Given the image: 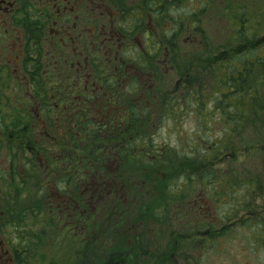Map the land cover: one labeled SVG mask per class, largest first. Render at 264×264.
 <instances>
[{"label":"flooded vegetation","instance_id":"obj_1","mask_svg":"<svg viewBox=\"0 0 264 264\" xmlns=\"http://www.w3.org/2000/svg\"><path fill=\"white\" fill-rule=\"evenodd\" d=\"M184 1L0 0V264L38 263L16 256L1 231L29 228L15 224L24 206L36 228L44 216V228H62L69 240L86 239L85 228H110L112 255L95 264H196L216 246L227 258L239 233L240 256L227 264H264L258 176H244L236 190L228 167L221 200L213 188L207 200L202 192L173 200L151 192L167 180V147L156 141L157 127L188 85L182 43L197 49L203 22L197 7L183 10ZM196 1L209 9L215 0ZM239 19L241 35L250 21ZM256 39L238 51L256 50L257 60L240 66L244 78L243 65L262 68L264 35ZM230 85L226 127L241 136L247 124L233 127ZM224 148L235 152L229 143ZM24 179L37 192L15 193ZM216 200L227 208L220 216ZM100 237L94 236L98 245Z\"/></svg>","mask_w":264,"mask_h":264},{"label":"rangeland","instance_id":"obj_2","mask_svg":"<svg viewBox=\"0 0 264 264\" xmlns=\"http://www.w3.org/2000/svg\"><path fill=\"white\" fill-rule=\"evenodd\" d=\"M210 6L209 9H206L196 0H185L183 4L184 11H188L190 7H197L200 10L199 19L203 21L199 22L200 31L198 34L199 38L197 39V49L193 51L194 48H192L191 43L188 44L184 41L182 43V49L187 52L183 54L180 60L183 70H187V75L190 76L192 64H194L192 63L193 60L202 61L204 57H207V60L212 62V65L215 66V68L213 66L214 69L210 67L207 73L205 71L203 74L207 79L202 81L203 87L200 86V88H198L201 94V96H199L198 105L195 106L185 99L189 98V94H191L189 88L185 86L182 91L179 89L178 93L175 95L177 98L176 109L171 110V112H169L170 114L166 115L165 120L160 126H158L159 122H156L151 128L153 129L157 126V128H161L160 133L162 135H158L156 141L158 142V139H160L161 142L165 141L167 149L176 150L180 154L194 147L199 149L203 148L205 150L211 146L214 147V159L210 160L212 163L211 169L214 173L212 177H210L213 179L212 185L209 187L208 191L207 178L199 179L200 177H195L193 180H186L187 178L184 177V179H182L179 175L178 177L176 176L177 178L174 180H171V182L174 183L173 185L171 184V186L168 185L167 187L163 185L161 189L160 185L154 187L158 189V191H156L157 193H177L190 197V195L202 192V197L207 200V196L209 194L211 195L213 188L215 193H220L215 195L221 200L223 193L225 194L223 188H225L226 185L223 187V178L228 167L230 178L232 177L231 182L236 190H238L240 180L245 178L244 176H258L259 179L261 178L260 183L262 180L264 182V112L259 113L260 117H258V115L256 116L255 113H248L252 114V116H249V120L246 119L247 125L245 128L247 132L241 136H239L237 132H233L235 129H231L230 127H228V129L225 127L223 130V118H220L218 111V108L221 106L217 105V100L215 98L217 94L214 91L217 83L216 80L220 78L223 73V68L220 69V66H223L222 60H227L230 57H226L222 52L228 49L231 52L234 49H240L244 43L249 44L253 41V43H255L257 42L256 38L258 36L264 35V0H228L226 6L223 4V0H215ZM243 17L247 19V24L248 21H250V23L244 29L245 33L243 32V34L240 35L239 18ZM256 22H260V24ZM185 63L188 64L184 66ZM229 69L230 66L228 63L227 76L230 73ZM196 87H199V85H194V88ZM230 90L234 92L233 89L230 88ZM262 91L261 84H259L255 92H258L257 99L260 101L263 99L264 102ZM249 94L250 95L247 96V102L250 97H253L254 92L251 91ZM229 104L231 108L238 106L237 100L235 101L233 98L230 100ZM232 110H234V108H232ZM206 119L212 120L211 123L209 122V129H207L206 121H204ZM203 131H207L206 133H208V136L204 137V141L209 143V147L201 143L200 137ZM228 143L231 146V150L235 151L234 154H232L231 151L228 153V150L223 147V145H227ZM248 172H250V175ZM165 173L167 172L165 171ZM26 179H24L25 182L23 183L18 182L15 193L37 192V190L34 189L35 186L33 185L32 187L31 183L29 181L27 182ZM26 187H28V190H26ZM206 193H208V195H206ZM24 201L25 199L20 198L17 203L24 206ZM218 202L220 201L216 200L214 209L217 215L220 216L227 208L225 205L222 206V203ZM22 209L24 210H22L21 213L17 212L15 214V224H18L17 226L23 225L29 228H1V231L5 233L6 240L10 241V243L13 241L11 246L16 245L19 248L22 247V249L27 252L28 257L35 255L38 261L43 259L40 258L41 256H45L48 261L53 259L56 260L57 264H68L66 258L79 257L77 261L72 264H95V259L100 256L99 254H101L103 245L102 243L98 245L99 243H96L94 236L101 233L99 240L102 242L104 237L103 228H85L84 231L87 232L88 237L86 239L82 237V241L79 240L78 235L75 236V239H73V235H71V242H79L80 250L82 251H87L89 242L91 243L94 241L91 244L94 246L95 250L94 253L92 252L93 255H91V253H89V256H83V253L78 255L76 244H71L67 232L64 233L62 228H44L43 225H45V222L42 221L45 219L44 216L38 219V228H36L35 224L37 223H35L31 215H29L30 209L28 210L26 206ZM237 217H239V215H237ZM9 233H14L11 235L12 237L16 235L13 238L15 240H12ZM239 234L230 239L229 242V250L232 251L233 254L226 258V254L223 250L219 246H216L211 250L210 254L208 253V255L206 254L204 257H200L196 264H227L232 260V257L235 259V257L240 256V243L243 238ZM17 247L14 246L15 249ZM80 250L78 251L80 252ZM29 251L32 253L31 255ZM95 254L97 256H95ZM81 258L82 261H80Z\"/></svg>","mask_w":264,"mask_h":264},{"label":"trees","instance_id":"obj_3","mask_svg":"<svg viewBox=\"0 0 264 264\" xmlns=\"http://www.w3.org/2000/svg\"><path fill=\"white\" fill-rule=\"evenodd\" d=\"M200 31V30H199ZM236 50V49H234ZM232 50L230 57L227 60H222L223 66H220V69L223 68V73L221 75L220 78H218L216 81V87H215V93L217 94V96L215 97L217 100V105H220L221 107L218 108L219 111V116L220 118L222 117V123H223V130L226 127V118L224 117L225 115V105H226V92L228 90V82H230V87L231 89H233L234 92H232V98L237 102H238V106L237 107H232L234 108V110H232V116H231V121L233 122V127L234 128H238L239 127V123L242 120H245L249 118V116H252V114H248V113H255V115L258 117L259 113H263L264 112V102L263 99H261L262 101L257 99V93L255 92L256 88L258 87L259 84H261V89L263 90V97H264V61L261 63L262 68L260 69H256L253 67V65L255 64L254 62H248L251 66V68H247L244 70V66L243 65V72L245 71L246 77L244 78L242 76V73H240V66L243 64V61L245 62V59L249 58L250 60L254 61L257 60L256 57V50L255 48H252L251 50H249L247 52V54H239V49H237L236 51ZM206 51V49H205ZM194 58V57H193ZM192 58V60H193ZM191 60V61H192ZM190 61V62H191ZM204 61V62H203ZM230 66V73L228 74V76L226 75L227 69H228V63ZM194 64H192V70L190 72V76L188 79V85L187 87L189 88V91L191 92L190 97L189 98H185L188 101H190L191 103H193L195 106L198 105L199 102V96H201L200 91H198V88L203 87L202 81H204L205 79H207V77H205L203 74L204 72L207 71L211 68H213L214 65H212V62L207 60V57H204V59L202 61H197V60H193ZM188 63H185L184 66H186ZM245 64V63H244ZM257 64V61H256ZM186 68V67H185ZM215 68V66H214ZM213 68V69H214ZM240 74V75H239ZM187 75V70L183 72V76ZM197 84L199 85V87L194 88V85L197 86ZM194 90V91H193ZM232 91V90H231ZM253 91L254 95L253 97H250L248 102L247 100V96H249L250 92ZM196 95V96H195ZM244 99H243V98ZM255 97V98H254ZM243 109L246 112V115L243 117L242 113L239 112V109ZM254 118V117H253ZM249 120V119H248ZM206 121V126L207 129H209V125L211 123V119H206L204 120ZM210 122V123H209ZM227 129V127H226ZM207 132V131H206ZM205 131H203V133H201V143L202 144H206L207 147H209V143H206L204 141V137L208 136V133H206ZM223 143V142H222ZM194 147V146H193ZM212 147V146H211ZM224 147V145H223ZM213 156V157H212ZM212 157V158H211ZM211 159H214V151H210V148H197L194 147L193 149L190 148V150H186L183 152V154H180L178 151L176 150H170L167 149V162H166V167H165V171L166 173V177L167 180L165 181V185L168 187V185L171 186V184L173 185L174 183L171 182V180H174L175 178H177L179 175L182 179L187 178L186 180H192L195 177H200L199 179H205V178H210L212 177V175L214 174L212 171V167H211ZM177 176V177H176ZM180 178V179H181ZM212 179V178H211ZM231 181H232V177H231ZM241 181V180H240ZM33 187V184H31ZM159 185H153L152 188L157 187ZM231 186L233 187V183L231 182ZM26 190H28V187H26ZM156 192L158 191V189L155 188L151 190V192ZM167 194V199L169 200H173L178 198L177 196H175V194L177 193H166ZM15 229V228H13ZM17 229V228H16ZM106 230V231H105ZM103 233H104V237H103V241L101 242L103 245V248L101 249V254H99V257H105V256H111L112 255V236H111V230L110 228H103ZM71 242V239H70ZM94 242V241H93ZM93 242H89V245L87 247V251H82L80 250V244L79 242H71V244L75 243L76 247H77V254L79 255L80 253L83 256H89L92 252L94 253V246L91 245ZM91 245V246H90ZM25 246V245H24ZM75 246V245H74ZM79 248V249H78ZM80 250V252L78 251ZM15 253L16 256H27V252L25 250L22 249V247H17V249H15ZM30 255L32 254L29 251ZM97 254V252H96ZM95 254V256H97ZM30 258H36L35 255L33 256H29ZM40 258H43L42 260H39L38 263L36 264H57L56 263H51L50 261L47 260V258L45 256H41ZM26 264V263H25ZM28 264H34L29 262Z\"/></svg>","mask_w":264,"mask_h":264}]
</instances>
